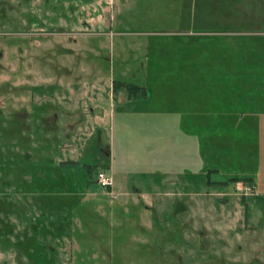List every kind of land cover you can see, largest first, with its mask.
Here are the masks:
<instances>
[{
  "label": "rangeland",
  "instance_id": "obj_1",
  "mask_svg": "<svg viewBox=\"0 0 264 264\" xmlns=\"http://www.w3.org/2000/svg\"><path fill=\"white\" fill-rule=\"evenodd\" d=\"M0 264H264V0H0Z\"/></svg>",
  "mask_w": 264,
  "mask_h": 264
},
{
  "label": "built area",
  "instance_id": "obj_2",
  "mask_svg": "<svg viewBox=\"0 0 264 264\" xmlns=\"http://www.w3.org/2000/svg\"><path fill=\"white\" fill-rule=\"evenodd\" d=\"M96 180L98 186L102 187L103 189L111 188L112 186V178L108 172L99 171L96 173Z\"/></svg>",
  "mask_w": 264,
  "mask_h": 264
},
{
  "label": "trees",
  "instance_id": "obj_3",
  "mask_svg": "<svg viewBox=\"0 0 264 264\" xmlns=\"http://www.w3.org/2000/svg\"><path fill=\"white\" fill-rule=\"evenodd\" d=\"M127 90H128V93H131L132 95L136 94V93H139V95H144V88L139 86V85H136V84H127Z\"/></svg>",
  "mask_w": 264,
  "mask_h": 264
},
{
  "label": "flooded vegetation",
  "instance_id": "obj_4",
  "mask_svg": "<svg viewBox=\"0 0 264 264\" xmlns=\"http://www.w3.org/2000/svg\"><path fill=\"white\" fill-rule=\"evenodd\" d=\"M143 205L146 206V207L148 206V205H146V204H143Z\"/></svg>",
  "mask_w": 264,
  "mask_h": 264
},
{
  "label": "crops",
  "instance_id": "obj_5",
  "mask_svg": "<svg viewBox=\"0 0 264 264\" xmlns=\"http://www.w3.org/2000/svg\"><path fill=\"white\" fill-rule=\"evenodd\" d=\"M108 168H109L110 171H112V170L110 169V167H108Z\"/></svg>",
  "mask_w": 264,
  "mask_h": 264
}]
</instances>
